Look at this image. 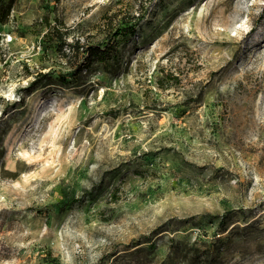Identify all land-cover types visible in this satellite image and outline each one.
Wrapping results in <instances>:
<instances>
[{"label": "rangeland", "instance_id": "rangeland-1", "mask_svg": "<svg viewBox=\"0 0 264 264\" xmlns=\"http://www.w3.org/2000/svg\"><path fill=\"white\" fill-rule=\"evenodd\" d=\"M49 258L264 264V0H0V264Z\"/></svg>", "mask_w": 264, "mask_h": 264}, {"label": "trees", "instance_id": "trees-1", "mask_svg": "<svg viewBox=\"0 0 264 264\" xmlns=\"http://www.w3.org/2000/svg\"><path fill=\"white\" fill-rule=\"evenodd\" d=\"M8 11H9V8H7L5 13H8ZM121 22L124 23L123 27H126V28L130 27V26L127 25V22H125V20H121ZM137 22H138V19L136 20L135 23H133V25L137 24ZM117 33H119V31L116 32V34ZM80 46L81 45H79V44H75L74 50H78L79 51ZM109 46H110L109 40L105 39V40H101V41L95 42L93 44H90L88 46H84L83 45V51H84V53L86 52L85 54H86L87 58H91L94 55H99V57H104V53L106 52V50L108 49ZM80 69H81V67H79V70ZM113 196H114L115 200L118 199V196H117L116 192H114ZM53 258H55V257H53ZM53 258H51V259L49 258L48 261H47V264H53Z\"/></svg>", "mask_w": 264, "mask_h": 264}]
</instances>
